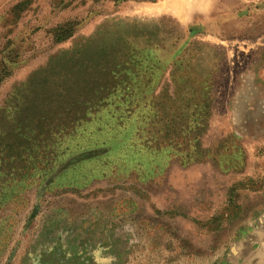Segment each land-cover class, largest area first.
Returning <instances> with one entry per match:
<instances>
[{"label": "rangeland", "instance_id": "1", "mask_svg": "<svg viewBox=\"0 0 264 264\" xmlns=\"http://www.w3.org/2000/svg\"><path fill=\"white\" fill-rule=\"evenodd\" d=\"M0 264H264V0H0Z\"/></svg>", "mask_w": 264, "mask_h": 264}, {"label": "trees", "instance_id": "2", "mask_svg": "<svg viewBox=\"0 0 264 264\" xmlns=\"http://www.w3.org/2000/svg\"><path fill=\"white\" fill-rule=\"evenodd\" d=\"M74 34V29L71 25H66V29L61 30L59 36L56 39L57 43H62L68 39H70Z\"/></svg>", "mask_w": 264, "mask_h": 264}]
</instances>
